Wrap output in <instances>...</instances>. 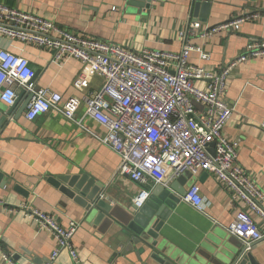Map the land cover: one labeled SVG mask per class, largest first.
Masks as SVG:
<instances>
[{
	"label": "crops",
	"instance_id": "crops-1",
	"mask_svg": "<svg viewBox=\"0 0 264 264\" xmlns=\"http://www.w3.org/2000/svg\"><path fill=\"white\" fill-rule=\"evenodd\" d=\"M3 1L15 9L54 21L63 30L134 52L144 49L180 52L183 40L179 33L190 25L189 0H155L147 10L129 5L128 0ZM221 1L212 5L206 21L198 20L202 30L244 12L256 11L259 17L241 23L238 30H221L209 38L192 37L191 41L203 46L211 57L201 60L193 51L190 59L206 68L237 61L250 41L264 39V0ZM0 50L27 58L39 72L38 86L60 93L62 105L72 98L79 99L78 117L86 110L84 98L104 84L103 78L92 74L87 85L81 87L78 80L84 70L83 62L69 54L57 59L50 47L0 34ZM226 88L225 97L233 111L224 128L225 137L239 143L240 164L264 191V57L238 62L231 70ZM21 92L18 88V93ZM9 107L0 100L2 116ZM26 109L21 114L15 110L0 123V264H12L5 254L14 264H43L57 247L53 234L28 217L31 208L54 215L63 225L72 220L80 224L73 243L83 264H159L151 260L150 249L142 260L134 251L124 253V248H118L115 227L107 230L93 224L86 210L48 178L87 174L102 184L100 197H106L122 210L130 207L142 189L150 191L160 184H141L120 173V155L60 111L50 110L28 120ZM84 124L99 136L106 133L90 116H84ZM204 172L194 175L185 185L186 192L192 183L199 184L203 209L186 202L184 194L160 231V237L174 250L173 256L181 257L182 261L216 237L231 236L233 241L238 240L229 234L227 227L243 208L264 228L260 217L242 200H232L231 191L216 175ZM175 179L170 181L169 188ZM18 185L28 195L17 189ZM251 251L264 264V239L255 242ZM54 264L75 262L68 250H62Z\"/></svg>",
	"mask_w": 264,
	"mask_h": 264
},
{
	"label": "built area",
	"instance_id": "built-area-1",
	"mask_svg": "<svg viewBox=\"0 0 264 264\" xmlns=\"http://www.w3.org/2000/svg\"><path fill=\"white\" fill-rule=\"evenodd\" d=\"M258 17L256 11L244 12L204 30L199 21L193 22L179 33L183 40L180 52L150 49L134 52L63 30L54 21L0 0V34L50 47L57 59L65 54L78 58L84 64L78 80L81 87L87 85L92 74L104 80L99 91L84 98L86 110L78 117L79 99L72 98L62 105L60 93L38 86L35 69L27 58L0 50V100L13 105L18 88L33 94L25 113L28 120L50 110L60 111L118 153L120 173L141 184L169 187L171 180L187 171L193 175L212 173L229 188L232 200H242L264 223V191L240 164L239 143L228 140L224 134L233 111L225 97L227 79L238 62L264 57V39L250 41L237 61L218 67L206 68L190 59L193 51L201 60L211 57L203 46L191 41L192 37L209 38L221 30H238L241 23ZM85 115L103 126L106 133L99 136L87 128ZM149 193L148 189H142L132 203L142 206ZM184 200L196 209H203L198 183L188 187ZM27 214L50 231L57 242L43 264H54L62 250H68L75 264H83L73 243L78 222L72 220L63 225L54 215L37 208H31ZM227 231L247 249L264 239V228L244 208ZM4 256L14 264L10 256Z\"/></svg>",
	"mask_w": 264,
	"mask_h": 264
},
{
	"label": "water",
	"instance_id": "water-1",
	"mask_svg": "<svg viewBox=\"0 0 264 264\" xmlns=\"http://www.w3.org/2000/svg\"><path fill=\"white\" fill-rule=\"evenodd\" d=\"M255 1V0H236ZM221 0H189L190 23L206 21L211 7ZM153 0H128V4L142 10L152 7ZM39 72L35 71V78ZM33 94L24 90L19 93L15 103L11 105L4 115L0 114L2 124L13 113L21 114L28 106ZM1 113V112H0ZM204 174H208L207 171ZM54 186L58 187L75 203L83 207L93 224L102 225L107 230L115 227V237L123 252H135L142 260V255L150 249V258L159 264H261L253 255L251 248L228 237H216L209 240L198 250L183 261L181 257H174V250L160 237V231L181 202L185 194V185L190 181V175L183 173L171 184L170 188L158 185L150 190L148 198L142 206L137 207L131 203L128 209H120L110 200L101 198L102 184L96 182L87 174H66L48 178ZM17 189L24 190L19 185ZM25 195H28V191ZM149 264V263H144Z\"/></svg>",
	"mask_w": 264,
	"mask_h": 264
},
{
	"label": "rangeland",
	"instance_id": "rangeland-1",
	"mask_svg": "<svg viewBox=\"0 0 264 264\" xmlns=\"http://www.w3.org/2000/svg\"><path fill=\"white\" fill-rule=\"evenodd\" d=\"M201 107V105H199ZM188 175H190V179L194 176L191 172L187 171L186 172Z\"/></svg>",
	"mask_w": 264,
	"mask_h": 264
}]
</instances>
